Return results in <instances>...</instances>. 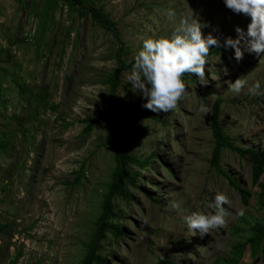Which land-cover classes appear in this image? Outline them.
<instances>
[{
    "label": "rangeland",
    "instance_id": "obj_1",
    "mask_svg": "<svg viewBox=\"0 0 264 264\" xmlns=\"http://www.w3.org/2000/svg\"><path fill=\"white\" fill-rule=\"evenodd\" d=\"M93 7L116 22L129 52L125 59H135L145 39L171 38L184 18L208 24L204 37L211 34L220 46L210 49L206 85L196 75L187 80L189 94L167 113L143 108L147 101L127 79L131 70L122 72L115 104L159 120L124 116L118 128L102 120L86 133L85 120L98 115L109 94L104 80L117 67L121 43L58 0H0V139L17 146L14 156L0 149V226L12 225L0 234V264H12L16 257L15 264H81L115 168L116 131L133 155L145 160L157 151V157L147 169L132 167L140 171L134 199L116 201L118 223L127 234L107 247L108 264H156L158 257L212 264L230 257L241 238L232 232L239 215L264 217V208L256 203L259 188L252 183L249 157L226 150L221 162L225 173L252 193L248 205L210 168V125L220 98L221 125L235 145L264 149V94H248L256 81L264 93V54L245 51L238 62L235 50L225 45L227 38H238L237 27L247 32L251 18L234 13L224 0H95ZM240 47L245 49L243 41ZM242 76L248 80L245 89L228 90L226 81ZM79 173L80 183L74 184ZM217 193L228 199L226 226L194 235L183 218L215 214L210 205ZM173 202L179 209L171 207ZM239 264H264V254L252 258L247 247Z\"/></svg>",
    "mask_w": 264,
    "mask_h": 264
},
{
    "label": "trees",
    "instance_id": "obj_2",
    "mask_svg": "<svg viewBox=\"0 0 264 264\" xmlns=\"http://www.w3.org/2000/svg\"><path fill=\"white\" fill-rule=\"evenodd\" d=\"M58 1L68 6L69 11L76 12L79 20L87 17L90 18L92 22L100 28L113 33L117 41L121 43V48L117 55V67L104 80V82L110 86L109 94L105 98L98 115L93 119L88 118L85 120V122L88 123L85 132L90 133L94 126L100 124L102 120L110 121L115 128H118L124 116L135 115L140 118L149 116L152 119L159 120L156 116L146 111L132 113L119 108L115 104L116 91L122 84L120 76L122 72L132 70L134 64V59L123 58V56L129 52L123 45L116 22L111 19L109 14L104 12L103 8L93 7L95 0ZM215 52L218 53L219 49H216ZM182 79L185 83L187 80L193 82L195 81V76L194 74H186ZM19 85L23 87V84L19 83ZM1 91L2 86L0 84V100L2 98ZM22 92L24 93V90ZM222 103V99L219 98L216 100L211 116L210 127L214 139V148L210 159V168L214 170L213 172H215L217 176H224L227 178L230 184L240 193L243 204L248 205L252 193L243 189L231 175L225 173L221 167V162L222 153L226 150L235 151L242 156L249 157L252 168V183L259 188L256 203L258 207L263 209L264 180L261 181V178L264 177V149L250 147L243 150L235 145L234 140L226 133L221 125ZM51 107L53 108L54 105ZM162 124L166 123L162 122ZM23 132H26V130H23ZM2 134L6 135L4 132H2ZM24 135L26 136V133ZM26 141L27 139H25V142ZM112 145L114 146L115 152V168L110 175L107 191L102 197L98 217L93 222L90 240L84 245L85 249L82 254L81 264H108L110 256L107 252V247L109 244H117L127 234L122 225L118 223V221L122 220V217L116 208V201L124 200L128 204L129 201L134 199L132 189H140V171L132 170V167H137L139 170L147 169L157 157V151H153L145 160L130 153L126 147L124 136H122L119 131H116ZM9 148L12 149L8 142L4 139H0V149L7 152L9 156H14V151L16 152L17 146H15L11 152ZM17 165H19V162L15 164V166ZM82 176L83 174L79 173L74 184H79ZM9 226L12 225L8 223L0 226V234L5 232L6 228ZM232 229L233 235L239 234L241 238L233 245L230 257H218L212 264H239L247 247L250 249L252 258L260 253L264 254V217L240 214L239 220ZM16 262L17 257L12 259V264ZM156 264L176 263L163 257H158Z\"/></svg>",
    "mask_w": 264,
    "mask_h": 264
},
{
    "label": "clouds",
    "instance_id": "obj_3",
    "mask_svg": "<svg viewBox=\"0 0 264 264\" xmlns=\"http://www.w3.org/2000/svg\"><path fill=\"white\" fill-rule=\"evenodd\" d=\"M228 9L236 14H244L251 18L247 32L240 27L235 31L237 39L227 38L225 45L235 50V59L239 62L244 58V52L255 53L258 57L264 54V0H224ZM208 24H201L195 18H184L172 33L171 38H148L143 41L142 50L135 56L130 74L127 76L134 92L143 94L147 101L143 108L153 112H169L174 110L178 103L189 93L182 79L186 74L196 75L202 84L205 82V69L208 64L212 46L219 47V40L209 34L206 38L202 28ZM242 41L245 49L240 45ZM264 60V59H261ZM227 75V69H224ZM228 90L239 94L248 85V80L242 76L235 82L226 81ZM261 83L256 81L248 87V94L260 95ZM201 112L208 113L209 109L201 106ZM228 203L227 197L217 193L214 203L210 205L215 214L193 212L185 216L184 222L194 235L199 232L201 236L210 234L211 230L223 228L227 224L224 205ZM174 209L180 205L173 202ZM262 254V253H261Z\"/></svg>",
    "mask_w": 264,
    "mask_h": 264
}]
</instances>
